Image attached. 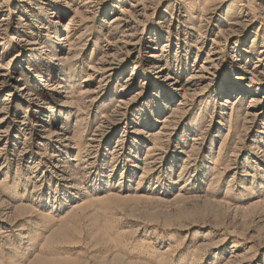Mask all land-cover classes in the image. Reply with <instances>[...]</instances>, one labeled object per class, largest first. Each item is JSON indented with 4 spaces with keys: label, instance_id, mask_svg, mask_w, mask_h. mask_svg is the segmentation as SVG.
Returning a JSON list of instances; mask_svg holds the SVG:
<instances>
[{
    "label": "rangeland",
    "instance_id": "374dc122",
    "mask_svg": "<svg viewBox=\"0 0 264 264\" xmlns=\"http://www.w3.org/2000/svg\"><path fill=\"white\" fill-rule=\"evenodd\" d=\"M0 264H264V0H0Z\"/></svg>",
    "mask_w": 264,
    "mask_h": 264
}]
</instances>
